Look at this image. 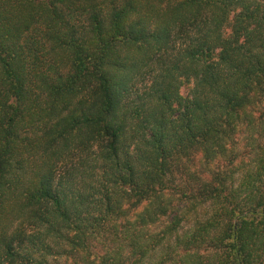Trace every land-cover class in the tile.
Masks as SVG:
<instances>
[{
	"label": "trees",
	"instance_id": "obj_1",
	"mask_svg": "<svg viewBox=\"0 0 264 264\" xmlns=\"http://www.w3.org/2000/svg\"><path fill=\"white\" fill-rule=\"evenodd\" d=\"M0 264H264V0H0Z\"/></svg>",
	"mask_w": 264,
	"mask_h": 264
},
{
	"label": "rangeland",
	"instance_id": "obj_2",
	"mask_svg": "<svg viewBox=\"0 0 264 264\" xmlns=\"http://www.w3.org/2000/svg\"><path fill=\"white\" fill-rule=\"evenodd\" d=\"M247 147V145H246V140H245V138H242V140H241V143H240V145H239V149H240V151H242L243 152V154L245 153V152H250V150L249 149H245ZM243 156V155H242ZM242 158V157H241Z\"/></svg>",
	"mask_w": 264,
	"mask_h": 264
}]
</instances>
